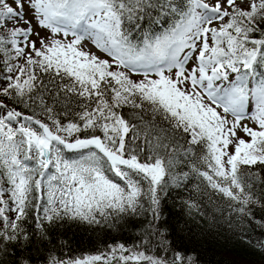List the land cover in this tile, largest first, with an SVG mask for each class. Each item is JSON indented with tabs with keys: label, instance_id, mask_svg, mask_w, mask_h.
<instances>
[{
	"label": "snow or ice",
	"instance_id": "1",
	"mask_svg": "<svg viewBox=\"0 0 264 264\" xmlns=\"http://www.w3.org/2000/svg\"><path fill=\"white\" fill-rule=\"evenodd\" d=\"M262 172L264 0H0V254L20 247L12 264H32L30 215L37 242L66 221L137 233L45 264H197L169 240L161 192L196 178L252 218Z\"/></svg>",
	"mask_w": 264,
	"mask_h": 264
},
{
	"label": "trees",
	"instance_id": "2",
	"mask_svg": "<svg viewBox=\"0 0 264 264\" xmlns=\"http://www.w3.org/2000/svg\"><path fill=\"white\" fill-rule=\"evenodd\" d=\"M144 26L148 27L147 21ZM166 26V23L153 24L150 30L159 32ZM127 27L132 28L133 25L128 24ZM142 31L134 30L132 38L142 40ZM252 191L264 203V182L256 181ZM160 195L161 222L174 228L169 240L174 242L173 247L178 246L197 257V264H264V248L261 247L264 244V226L256 222L264 221V207L253 204L252 218H241L230 209L232 202L227 197L207 188L196 178L180 189L169 186ZM189 200L197 207L189 210L184 204ZM23 227L33 239L29 250L23 253L31 257L32 264H45L50 255L61 258L95 255L107 252L108 246L117 242L127 246L137 243V233L129 225L110 229L103 225L66 221L49 228L44 240L39 242L35 219L31 215ZM20 255V247L9 245V253L0 254V264H12Z\"/></svg>",
	"mask_w": 264,
	"mask_h": 264
},
{
	"label": "rangeland",
	"instance_id": "3",
	"mask_svg": "<svg viewBox=\"0 0 264 264\" xmlns=\"http://www.w3.org/2000/svg\"><path fill=\"white\" fill-rule=\"evenodd\" d=\"M86 47L89 49V50H91V51H93V52H96L97 53V55H103V53H101V52H99L91 43H88L87 45H86Z\"/></svg>",
	"mask_w": 264,
	"mask_h": 264
}]
</instances>
